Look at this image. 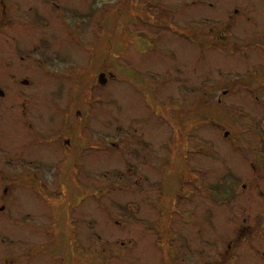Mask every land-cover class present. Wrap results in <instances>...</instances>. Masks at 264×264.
I'll return each instance as SVG.
<instances>
[{"label":"rangeland","instance_id":"obj_1","mask_svg":"<svg viewBox=\"0 0 264 264\" xmlns=\"http://www.w3.org/2000/svg\"><path fill=\"white\" fill-rule=\"evenodd\" d=\"M3 1L0 135L57 143L0 264H264V0Z\"/></svg>","mask_w":264,"mask_h":264},{"label":"flooded vegetation","instance_id":"obj_2","mask_svg":"<svg viewBox=\"0 0 264 264\" xmlns=\"http://www.w3.org/2000/svg\"><path fill=\"white\" fill-rule=\"evenodd\" d=\"M11 1L13 0H6L5 5L7 7L10 6L12 4ZM1 2L4 3L3 0H1L0 3ZM52 3H56V1H53ZM4 9L7 10V8H4ZM2 12L5 13V10H3ZM18 56L19 54H17V57L14 59L19 58L20 60H24L23 57L21 56L18 57ZM34 82L35 80L34 79L32 80L31 78L30 79L25 78L19 81L22 87L31 88V89L32 88L35 89L38 87L36 86V84L34 85ZM18 92H19L20 97L24 98V96H26L25 95L26 92L24 90L19 89ZM7 96H8V93L6 94L5 92H3V90L0 89V97L4 99ZM24 100L25 101L23 103V108H22L23 116L21 117L20 115H18L17 117H14L13 119L21 121V124H23V127L27 126L28 129L30 130L31 128L33 129L34 127L33 125L35 124L32 122L33 121L32 118L28 115L29 113L26 112V106L28 103L26 102V99ZM44 101H46V99ZM220 101H221V98L218 100V102ZM48 115L49 113L47 114V118H49ZM2 128H3L2 124L0 123V129ZM16 134H18L19 137L21 138V134L19 132H16L13 136L10 134V137L8 136L7 138H3L0 135V226L6 223L7 218L8 219L10 218V215L13 213L12 212L13 207L16 206L15 203L17 201V198L20 197V195H22L23 193H26L27 187L29 188V190L33 188L41 189L42 187L44 188L47 187V184L44 180V176L42 172H46L48 170V167L49 169H51L52 166L49 165L48 163H44L41 160V156L39 155H41L42 153H40L39 151H41L44 147L46 148L47 146L51 148L49 144L53 143L54 145H56L57 143L56 137L44 135L43 138L37 142L25 144L23 148L28 147L29 151L31 150V152L32 151L38 152L36 155L38 156L37 158L29 160V157L25 159V156H20L21 150L18 151L20 155L17 152H15V148L19 145V143L21 144L22 142L21 140H19V137H17ZM52 147L54 146L52 145ZM21 159H23L22 164L19 162ZM25 180L27 182L29 180H34V181H29L28 183H25ZM51 199L54 200V198H51V197L45 198L46 202H48V203H45L46 206L44 205L46 208V210L44 208V213H43L44 218L46 217L45 222H42L40 218H39L40 221L38 219H35V216H34L35 214L33 215L31 213L34 216L33 220L35 221V223H37V227L39 229L44 228L46 232H49L53 229L52 225L54 223V222L50 223L51 219H48L50 215H48V213H45L48 207H51L49 204V203H52ZM31 214H29L28 212H25V214L20 218V220L27 218V221H28V219H30L31 217ZM39 216H42V214L40 213ZM6 264H11V262L6 261Z\"/></svg>","mask_w":264,"mask_h":264}]
</instances>
